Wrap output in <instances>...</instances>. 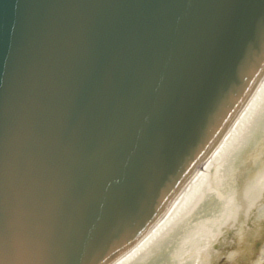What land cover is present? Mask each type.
Listing matches in <instances>:
<instances>
[{"label":"water","instance_id":"obj_1","mask_svg":"<svg viewBox=\"0 0 264 264\" xmlns=\"http://www.w3.org/2000/svg\"><path fill=\"white\" fill-rule=\"evenodd\" d=\"M264 79V0H0V264H113Z\"/></svg>","mask_w":264,"mask_h":264},{"label":"bare ground","instance_id":"obj_2","mask_svg":"<svg viewBox=\"0 0 264 264\" xmlns=\"http://www.w3.org/2000/svg\"><path fill=\"white\" fill-rule=\"evenodd\" d=\"M263 120L264 79L164 216L113 264H212L227 235L238 232L245 241L257 232L264 218Z\"/></svg>","mask_w":264,"mask_h":264},{"label":"rangeland","instance_id":"obj_3","mask_svg":"<svg viewBox=\"0 0 264 264\" xmlns=\"http://www.w3.org/2000/svg\"><path fill=\"white\" fill-rule=\"evenodd\" d=\"M259 137L260 135H257V138L253 139L256 144L260 139ZM201 206L209 210L208 200H205V204L203 203ZM260 222L261 224L259 225L258 231L250 233L245 241H240L238 232H236L235 234L231 233V235H227L226 238H223L217 243L215 251L219 257L212 264H264V218ZM251 225L249 226L251 228L249 232L253 230V226ZM165 245L167 249L163 254L166 255L168 254V240L161 246ZM156 251L157 250L154 252ZM165 258H167V256ZM157 262H159V260H157Z\"/></svg>","mask_w":264,"mask_h":264}]
</instances>
